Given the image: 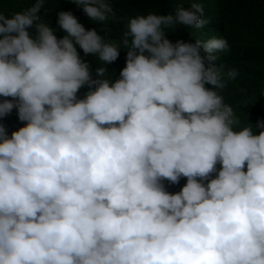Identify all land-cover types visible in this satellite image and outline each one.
I'll use <instances>...</instances> for the list:
<instances>
[{"label":"clouds","instance_id":"9594fccd","mask_svg":"<svg viewBox=\"0 0 264 264\" xmlns=\"http://www.w3.org/2000/svg\"><path fill=\"white\" fill-rule=\"evenodd\" d=\"M74 2L117 19L111 0ZM41 9L0 11V117L24 122L0 123V264H264V120L225 102L226 37L167 36L208 24L204 4L131 16L120 43L63 10L58 38Z\"/></svg>","mask_w":264,"mask_h":264},{"label":"trees","instance_id":"16d2710c","mask_svg":"<svg viewBox=\"0 0 264 264\" xmlns=\"http://www.w3.org/2000/svg\"><path fill=\"white\" fill-rule=\"evenodd\" d=\"M34 0H0V11L18 10L33 3ZM116 9L115 21L98 22L91 20L82 7H77L74 0H45L47 12L40 10L41 16L51 23L55 29H60L58 23L59 11H71L87 29L95 28L97 32L108 39L122 42L126 31L128 18L137 14L174 12L177 5H185L193 0H111ZM205 6V17L209 23L200 29H191L177 24L173 31L167 33L172 42L177 40L207 41L213 36L226 37L231 46L230 51L217 53V64H223L225 70L236 66L240 70L239 77L227 83L221 90L225 102L231 104L241 125L252 124L264 120V0H196ZM111 27L112 32H108ZM31 31L35 32L33 25ZM58 38L65 35L62 29L55 32ZM127 49L121 48L118 58L108 65L109 72H114L119 78L120 71L126 66ZM81 58L92 67V76L97 77L96 68L101 65L95 54H85L78 48ZM87 90L81 89L79 94ZM3 99L11 97L0 96ZM0 123L7 126L9 135L13 130L23 126L19 120L18 110L14 108L5 117H0ZM257 134L261 131L256 128ZM219 168L220 165H217ZM187 178L181 177L179 183L164 181L167 190L175 193L186 184Z\"/></svg>","mask_w":264,"mask_h":264}]
</instances>
